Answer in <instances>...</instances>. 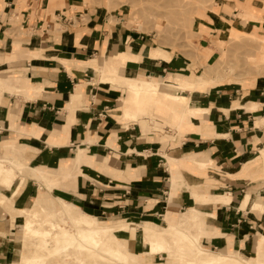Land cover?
<instances>
[{
  "label": "crops",
  "instance_id": "crops-1",
  "mask_svg": "<svg viewBox=\"0 0 264 264\" xmlns=\"http://www.w3.org/2000/svg\"><path fill=\"white\" fill-rule=\"evenodd\" d=\"M215 1L199 24V34L206 30L202 50L214 49L212 39L224 41L241 15L264 11V0ZM112 2L0 0V159L21 161L25 171L23 183L16 180L12 189L0 184V195L17 210L30 209L44 195L70 199L99 220L160 226L195 212L201 247L255 254L264 240V125H256L264 121V76L183 93L206 110L196 119L175 125L173 116L155 109L128 125L127 93L102 84L97 67L104 61L122 66L127 76L160 84L169 77L197 83L204 79L197 76L203 67L169 51L166 59L152 60L156 41L131 30L124 10ZM262 19L250 14L242 29H259L264 36V12ZM219 53L204 65L216 62ZM7 83L9 90H2ZM147 118L175 127V139L162 140L145 127ZM80 152L71 174L67 166ZM38 172L47 174L52 189ZM254 201L260 203L257 212ZM8 214L0 206V231L11 223L14 235L21 219ZM138 236L122 238L144 251ZM13 244L0 238V264L13 263Z\"/></svg>",
  "mask_w": 264,
  "mask_h": 264
},
{
  "label": "bare ground",
  "instance_id": "bare-ground-1",
  "mask_svg": "<svg viewBox=\"0 0 264 264\" xmlns=\"http://www.w3.org/2000/svg\"><path fill=\"white\" fill-rule=\"evenodd\" d=\"M184 14H186V16L188 14V17L192 16L188 12ZM187 20H189V18ZM189 22L194 25L193 19L190 18ZM240 24L245 26L247 23H242L240 20ZM242 26L240 27L241 29ZM150 58L152 60H158L163 58L166 59L167 56L162 50L154 49L150 54ZM118 59L119 61H123L129 58L120 56ZM97 69L102 75V84L124 87L127 93V99L123 118L128 125L129 122L135 121L138 115H147L151 109H160L161 111L169 113L174 117L175 125L187 119H196L198 114L206 111L194 106L191 97L183 93L186 91L192 93L195 91H207L211 88L212 82L198 81L197 83H193L194 79L191 80L192 82H189L169 77L165 79L166 81L163 84H160L161 82L158 83L151 78L141 79L139 77L127 76L124 68L114 65L112 60L104 61ZM19 87L20 86H18V88ZM9 88V84L7 83L3 86L2 90H9ZM171 89L175 90V92H170ZM179 92L182 94H179ZM256 125L260 127L264 125V121ZM84 152H80L77 161L67 166L71 174L79 167L78 161ZM262 157L264 159V152L262 153ZM199 167L205 168L204 164H199ZM24 172V166L21 164V161L12 162V160L0 159V184L4 187L12 189L16 180H20V183H23L24 180L22 175ZM38 173L45 178L44 180L48 179V177L46 179L45 172ZM47 199L43 197L35 198L33 200L34 208L17 210L14 208L15 206L13 205L12 199L3 194L0 195V203L3 205V209H5L11 217L21 219L23 223L18 227L22 233L21 238H9L10 240L17 241L21 244L26 243L37 235L42 236L40 237L42 241L35 242L32 250H30L28 254L21 257L18 255L14 264H17V262H21V264H88L87 261L90 259V264H114L115 262H123L124 264H143L137 261L141 255L161 254V256L166 255L165 257H168L165 250L170 236L169 234L172 232H177L178 234L184 232L179 229L178 223L191 225L195 222L197 228L199 226L195 212L183 214L176 225L168 224L167 227L150 222L136 221H115L112 225H102L99 223L98 219L85 214L72 204H67L59 198H56V202L51 204ZM57 207L61 208L62 212L65 213L67 220L71 223V228H65L66 226L64 227L63 224L53 221L55 223H52V226L57 228V230H53V233L52 231L48 233L40 231L38 228L43 226L45 222L38 220L37 216H40L42 213H47L49 218L54 219L56 215L55 212L47 211L56 210ZM251 208L254 212H257L260 209V203L254 201L251 203ZM10 227H12L11 223H9L7 230L2 231V239L10 235ZM126 233L136 237V239H139L138 233H140L144 251H134V243L130 246L129 242L122 238V235ZM183 234L185 235L182 236V240H188L199 248V256L202 258L199 264H229L227 260L232 257L233 253H216L204 249L200 245V232L198 231L195 235L186 232ZM236 254L244 259H251V263L245 261L247 264H264V240L260 242L258 252L255 254L253 253L252 257L241 251H237ZM162 258L164 259V256H162ZM162 264L189 263L175 260L174 262H165Z\"/></svg>",
  "mask_w": 264,
  "mask_h": 264
},
{
  "label": "rangeland",
  "instance_id": "rangeland-1",
  "mask_svg": "<svg viewBox=\"0 0 264 264\" xmlns=\"http://www.w3.org/2000/svg\"><path fill=\"white\" fill-rule=\"evenodd\" d=\"M215 2V0H113L112 5L116 9L124 10L123 14L125 15L126 25L131 30L139 31L141 34L147 36L150 35V39L156 41V48L162 50L166 54L168 51L182 54L191 59L195 64L203 67V71L199 72L197 76L204 75V79L199 81L212 82L211 88L222 84L240 83L242 80L252 76H264V36L260 34L259 29H256L252 33L245 32L240 28L242 26L240 24V19H238V21L232 26L230 34L227 33L223 36L222 40L224 41L212 39V45H215L214 49H201V35L202 33H205L206 30L199 34V24L206 13L214 10ZM186 11L192 16L188 17V14L186 16V14H184L187 13ZM263 12L264 11L252 10L250 11V14L257 16V21H263ZM250 14H243L240 16L245 24L249 23L248 20ZM185 16L188 17L189 20H187L188 18ZM190 18L194 20V25L192 23L190 24ZM215 50H220L218 55L219 59L216 62L214 61L211 65H204V62H207ZM185 93L192 92L186 91ZM179 94L182 93L179 92ZM153 111L154 110L151 109L149 113L152 114ZM156 122L158 124H156ZM149 126L163 136L162 140L175 139L174 135L177 130L175 127L166 124L164 120L160 118H157L156 120L147 118L145 127L148 128ZM45 181L46 182L44 183L49 188H53L52 185L50 186L48 184L47 180ZM54 194L57 197L59 196L56 193ZM41 197L48 198L47 200L51 204L55 203L57 200L56 197H45L44 195ZM66 201L73 203L70 199H66ZM68 202L66 203L70 204ZM0 206L3 207L1 203ZM31 208H34L33 203ZM53 211L56 214L54 219L49 218L47 213H42L40 216H37L38 220L45 222L43 226L38 228L40 231L44 233L52 231L53 233V230H57V228L52 226V223L55 222L63 224L64 227L66 226L65 228H71V223L67 220V217L65 213L62 212L61 208L57 207L56 210H48L47 212ZM100 220L98 219L99 223L102 225H112L115 221H121L120 218L115 221ZM20 224H23L22 221ZM178 224L180 230L188 234H197L198 228L195 222L191 225L184 223ZM162 226L167 227V225ZM183 233L178 234L177 232H172L169 234L170 236L165 250L168 259L165 257L166 255H162L164 256L163 259L161 254L141 255L137 261L143 264H162L165 262L170 263L175 260H180L189 264H199L202 259L201 256H199V248L188 240H182V236L185 235ZM2 234L3 233L0 231V238L2 237ZM21 234L22 233L18 228L16 234L14 233L13 235V233H10L8 237L10 239L21 238ZM40 237L42 236L37 235L36 237H32L26 243L21 244L14 241V261L12 264H14L18 255L21 257L28 254L30 250H32L35 242L42 241ZM215 252L222 253L220 250H215ZM236 252L237 251L233 252L232 257L227 260L229 264H247L246 262H252L249 258L244 259L239 257ZM244 254L247 255V253ZM156 256L160 257L156 258L155 261ZM248 256L252 257L253 255ZM90 262L91 259L87 261L88 264H90ZM17 264H21V262H17ZM114 264L124 263L115 262Z\"/></svg>",
  "mask_w": 264,
  "mask_h": 264
}]
</instances>
